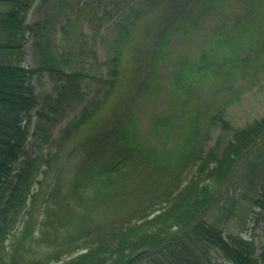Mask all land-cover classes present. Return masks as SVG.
<instances>
[{"label":"trees","instance_id":"16d2710c","mask_svg":"<svg viewBox=\"0 0 264 264\" xmlns=\"http://www.w3.org/2000/svg\"><path fill=\"white\" fill-rule=\"evenodd\" d=\"M35 2L0 0V264H264V245L258 248L252 237L243 235L249 204L255 202L264 211V204L252 198L264 192V117L234 128L220 107L208 121L209 128L220 129L216 144L183 159L178 156L176 163L142 145L135 122L126 117L87 129L70 151L65 144L61 147L62 141L49 147L46 123H39L53 121L48 116L58 114L57 106L82 95L85 76L65 70L63 55L49 51L42 33L47 21L27 23ZM159 2L141 0L139 6L155 9ZM244 3L253 16L264 0ZM197 10L175 11L176 17L169 19L164 13L167 29L162 34L176 18L184 27L194 15L204 17L201 2ZM128 23L118 22L113 55L102 63L115 79L126 60L124 40L133 25L131 19ZM29 36L41 52L38 69L24 65ZM204 54L186 72L220 75L228 93L245 78L248 63L263 56L234 58L216 49L210 61ZM42 73L55 85L45 96L35 85ZM94 110L84 109L69 123L62 140L87 128ZM154 125L168 126L169 121L159 118ZM208 140L205 135L204 147ZM70 161L72 170L66 167ZM190 168L196 171L186 183ZM44 186L51 190L40 202ZM240 217L241 222L230 226Z\"/></svg>","mask_w":264,"mask_h":264},{"label":"rangeland","instance_id":"374dc122","mask_svg":"<svg viewBox=\"0 0 264 264\" xmlns=\"http://www.w3.org/2000/svg\"><path fill=\"white\" fill-rule=\"evenodd\" d=\"M160 1L151 9L147 4L139 6L141 0H36L27 14V23L47 21L42 33L49 51L54 56L63 55L67 61V64L62 63L65 70L82 72L85 76L81 83L82 95L68 105L57 106L58 114L48 116L53 121L39 123L35 116V124L46 123L49 147L62 141L61 147L65 144L70 151L75 138L81 141L86 137L87 129L96 124L108 127L120 117H126L135 122L142 145L153 147L164 156L170 155L169 162L176 163L178 156L183 159L182 156L194 155L198 148L208 150L216 144L221 136L220 129L209 128L208 121L220 107H224L226 120L234 128L264 117V46L257 51L264 43V4L252 11L253 16H248L244 0ZM200 2L206 8L204 17L198 19L194 15L191 24L184 27L176 23V18L169 23L167 34H162L167 29L164 13L169 19L176 17L175 11L198 12ZM123 19L128 25L131 19L133 25L128 26L129 35L124 40L123 69L115 79L109 76L107 65L102 63L113 55L117 33L121 31L118 22ZM33 43L34 38L29 36L24 65L38 69L41 52ZM216 49L234 58L246 53L263 56L259 61L248 63L247 75L234 83L228 93L220 75L204 77L200 73H187L191 66L195 69V64L203 61L204 53L211 61ZM176 73L184 76L176 79ZM51 81L48 74H38L35 78L37 92L42 96L51 93L55 86ZM86 108L95 109L91 124L87 128L84 126L79 134L73 133L71 138L62 140V131ZM159 118L169 121V125L155 127ZM205 135H209L210 140L204 147ZM66 167L72 170L73 162H67ZM195 171L190 168L185 173L186 183ZM47 183L51 185L52 180ZM48 187L44 186L40 202L51 190ZM252 196L249 199H259L258 203L264 204V192ZM40 202L39 206L43 204ZM254 203L249 204V213L244 216L246 232L243 235L252 237L261 248L264 245V211ZM240 219H233L230 226L241 222Z\"/></svg>","mask_w":264,"mask_h":264}]
</instances>
